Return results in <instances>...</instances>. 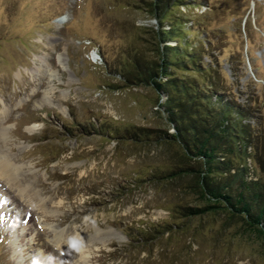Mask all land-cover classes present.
<instances>
[{
	"label": "rangeland",
	"instance_id": "1",
	"mask_svg": "<svg viewBox=\"0 0 264 264\" xmlns=\"http://www.w3.org/2000/svg\"><path fill=\"white\" fill-rule=\"evenodd\" d=\"M196 1L180 13L203 22L207 33L194 40L213 41L239 98L254 92L264 141V0ZM142 4L0 0V155L20 166L17 185L0 175V264H264V238L240 215H184L181 206L203 203L192 176L150 177L194 162L177 144L81 127L174 129L155 90L126 85L116 71L135 50L151 55L157 20ZM233 51L244 57L237 80ZM166 224L169 233L130 241Z\"/></svg>",
	"mask_w": 264,
	"mask_h": 264
},
{
	"label": "trees",
	"instance_id": "2",
	"mask_svg": "<svg viewBox=\"0 0 264 264\" xmlns=\"http://www.w3.org/2000/svg\"><path fill=\"white\" fill-rule=\"evenodd\" d=\"M142 3L148 15L157 20L151 55L135 50L116 71L126 85L155 90L156 106L165 113L174 131L148 126L118 130L107 121L81 127L120 140L177 144L183 155L194 162L155 170L150 177L157 180L193 177V188L203 203L181 206L184 215L201 216L218 211L240 215L249 229L264 238V141L261 127L254 122L258 115L254 92L241 100L233 89L235 81L230 84L225 77L219 54L211 51L215 49L213 41L205 36L194 40L205 31L204 24L191 22L179 8L182 4H200L198 1L142 0ZM193 31L196 34L191 36ZM204 41H209L207 47ZM229 62L233 75L239 79L244 57L233 51ZM171 230V224L161 229L139 228L129 237L130 241L144 244Z\"/></svg>",
	"mask_w": 264,
	"mask_h": 264
},
{
	"label": "bare ground",
	"instance_id": "3",
	"mask_svg": "<svg viewBox=\"0 0 264 264\" xmlns=\"http://www.w3.org/2000/svg\"><path fill=\"white\" fill-rule=\"evenodd\" d=\"M0 134L5 135L6 132L4 128H0ZM20 166L15 162L11 161L10 158L6 154L0 155V175L3 176L4 179L12 182L11 184H18V175L16 176V172L19 171ZM20 186V185H19ZM26 187V186H25ZM21 192L26 191V188H20ZM28 192H31V189H28ZM112 234V233H111ZM61 231L56 233V238L59 240L61 237Z\"/></svg>",
	"mask_w": 264,
	"mask_h": 264
},
{
	"label": "water",
	"instance_id": "4",
	"mask_svg": "<svg viewBox=\"0 0 264 264\" xmlns=\"http://www.w3.org/2000/svg\"><path fill=\"white\" fill-rule=\"evenodd\" d=\"M173 131H174V129H173Z\"/></svg>",
	"mask_w": 264,
	"mask_h": 264
}]
</instances>
